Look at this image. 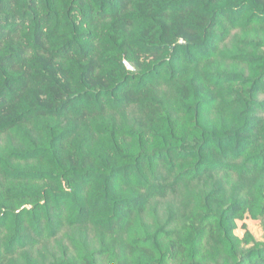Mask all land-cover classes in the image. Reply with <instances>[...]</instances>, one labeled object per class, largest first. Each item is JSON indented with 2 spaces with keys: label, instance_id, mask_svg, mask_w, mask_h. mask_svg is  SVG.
Here are the masks:
<instances>
[{
  "label": "trees",
  "instance_id": "1",
  "mask_svg": "<svg viewBox=\"0 0 264 264\" xmlns=\"http://www.w3.org/2000/svg\"><path fill=\"white\" fill-rule=\"evenodd\" d=\"M239 221L264 0H0V264H264Z\"/></svg>",
  "mask_w": 264,
  "mask_h": 264
},
{
  "label": "rangeland",
  "instance_id": "2",
  "mask_svg": "<svg viewBox=\"0 0 264 264\" xmlns=\"http://www.w3.org/2000/svg\"><path fill=\"white\" fill-rule=\"evenodd\" d=\"M127 66H130L129 63L126 61ZM246 230H250V233L253 234L255 238H257L260 241L264 240V227L259 225H249L248 229H245L243 226V222H238V228L236 230L237 236L240 238H244L246 234Z\"/></svg>",
  "mask_w": 264,
  "mask_h": 264
}]
</instances>
